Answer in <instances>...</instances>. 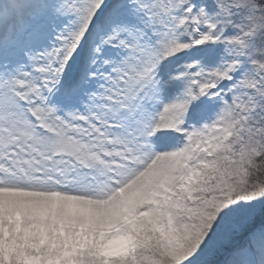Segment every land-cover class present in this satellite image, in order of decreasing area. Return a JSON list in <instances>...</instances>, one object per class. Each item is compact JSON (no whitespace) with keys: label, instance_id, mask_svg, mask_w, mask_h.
Masks as SVG:
<instances>
[{"label":"snow or ice","instance_id":"1","mask_svg":"<svg viewBox=\"0 0 264 264\" xmlns=\"http://www.w3.org/2000/svg\"><path fill=\"white\" fill-rule=\"evenodd\" d=\"M0 264H264V0H0Z\"/></svg>","mask_w":264,"mask_h":264}]
</instances>
